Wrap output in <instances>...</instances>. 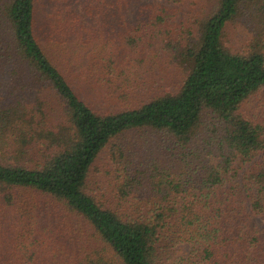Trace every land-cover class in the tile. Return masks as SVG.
<instances>
[{
    "label": "trees",
    "instance_id": "obj_1",
    "mask_svg": "<svg viewBox=\"0 0 264 264\" xmlns=\"http://www.w3.org/2000/svg\"><path fill=\"white\" fill-rule=\"evenodd\" d=\"M210 2L0 0V264H264V0Z\"/></svg>",
    "mask_w": 264,
    "mask_h": 264
},
{
    "label": "rangeland",
    "instance_id": "obj_2",
    "mask_svg": "<svg viewBox=\"0 0 264 264\" xmlns=\"http://www.w3.org/2000/svg\"><path fill=\"white\" fill-rule=\"evenodd\" d=\"M48 0H39V4L43 5L44 2ZM212 7V4L209 0L208 9ZM78 11H84L85 9L82 6L77 7ZM110 9V7H109ZM40 16H42L43 7L40 6ZM133 14L131 15L130 21L134 20ZM174 72V69L171 70ZM175 73V72H174ZM162 141L159 135L153 134L150 131L139 130V131H129L119 138H114L111 140L107 147L103 150L101 158L96 163V167L94 169L96 177H104L105 171L107 168V164L111 162V153H117L119 150L124 151L125 153H145L146 155H150V153L159 152V142ZM97 187V186H96ZM260 227L262 231V235L264 237V218L260 219Z\"/></svg>",
    "mask_w": 264,
    "mask_h": 264
}]
</instances>
